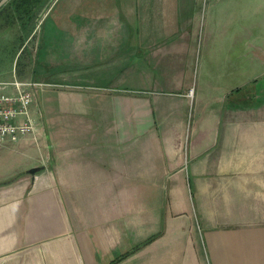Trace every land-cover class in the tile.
I'll use <instances>...</instances> for the list:
<instances>
[{"label": "crops", "instance_id": "0c3cea01", "mask_svg": "<svg viewBox=\"0 0 264 264\" xmlns=\"http://www.w3.org/2000/svg\"><path fill=\"white\" fill-rule=\"evenodd\" d=\"M198 1L95 0L90 31L84 12L66 17L62 36L82 40L54 41L64 64L125 19L123 61L147 74L101 91L50 83L64 112L0 144V264H264V50L245 92L243 80L189 84Z\"/></svg>", "mask_w": 264, "mask_h": 264}, {"label": "rangeland", "instance_id": "374dc122", "mask_svg": "<svg viewBox=\"0 0 264 264\" xmlns=\"http://www.w3.org/2000/svg\"><path fill=\"white\" fill-rule=\"evenodd\" d=\"M47 1L46 7L38 8L40 4H37L34 11H31V2L28 0H10L0 8V81L18 80L35 83L30 90L34 96L37 95L38 107L34 106L33 110L38 117L39 125L36 127H43L45 132L48 127L46 117L64 112L63 105L60 107L55 98L58 94L50 92L54 90L50 88V83H60L64 78L65 81L68 80L67 82H77L83 89L93 86L95 88L90 90L101 91V87L115 85L118 82L127 86L133 82L131 80H138V76L140 78L141 75L147 74L146 71H140L138 65L135 71L129 72L128 63L123 61L129 58L128 42L131 46L132 41L129 37L133 36L132 25H127L125 19L121 20L120 25H116L119 32L115 31L114 21L103 22L105 28L103 33L87 37L83 43L86 50L82 55H71L66 59L67 64H64L62 56H55L59 51L62 54L64 48L61 46L59 50H55L54 41H64L65 44V41L71 40L68 45L78 50L82 38L66 39V34L62 36L63 23L67 16L75 18V21L80 20L78 18L84 12L83 15L88 17L86 24L90 31L94 26L90 15L96 13L95 0H81L79 2L82 6L75 9L66 5L70 0ZM19 5L31 11L27 16L28 26ZM193 6L197 8L195 18L198 19L199 30L193 40L191 49L193 57L188 63L192 74L190 77L188 72L186 77L189 84L194 82L195 85V82L200 80H221L228 84H236L243 80L242 92H245L247 87H254L256 75L259 74L257 58L264 50V0H199ZM111 8L112 5L106 7L104 1L100 3L99 9L103 13L110 12ZM115 49L120 51L118 56H115ZM59 61L63 64L55 66L54 63ZM240 64L247 65V75L240 72ZM150 73L159 80V69ZM41 90H44L43 93ZM57 90L68 89L58 87ZM47 94L51 96L47 102L45 99L42 103V95ZM235 96L240 97L239 94ZM252 101L255 102L254 98ZM58 121V117L54 118L53 124H57ZM52 126L54 128V125ZM43 142L46 143V136ZM16 144L17 142H14L9 145ZM0 158L6 159V155L1 154Z\"/></svg>", "mask_w": 264, "mask_h": 264}, {"label": "built area", "instance_id": "2783aa9c", "mask_svg": "<svg viewBox=\"0 0 264 264\" xmlns=\"http://www.w3.org/2000/svg\"><path fill=\"white\" fill-rule=\"evenodd\" d=\"M33 82H0V144L14 143L31 135L36 124L29 107L34 94L29 91Z\"/></svg>", "mask_w": 264, "mask_h": 264}, {"label": "flooded vegetation", "instance_id": "af4514ba", "mask_svg": "<svg viewBox=\"0 0 264 264\" xmlns=\"http://www.w3.org/2000/svg\"><path fill=\"white\" fill-rule=\"evenodd\" d=\"M10 0H8L7 2H9ZM12 1V0H11ZM28 2H31V6H32V8H30L31 9V11H34V10H36L37 8V4H40V7H38V8H44V7H46L47 6V3H48V1L47 0H41V2H40V0H37V2H36V0H28ZM43 3V4H42ZM20 5H22V4H20ZM19 5V10H21L22 12V15L25 17L24 19H27L26 21H25V24L28 26V22H29V17L27 18V16L30 14V12L31 11H29V10H25L24 9V7H21Z\"/></svg>", "mask_w": 264, "mask_h": 264}, {"label": "water", "instance_id": "95a60500", "mask_svg": "<svg viewBox=\"0 0 264 264\" xmlns=\"http://www.w3.org/2000/svg\"><path fill=\"white\" fill-rule=\"evenodd\" d=\"M8 0H0V8L3 6ZM40 168H31L28 173L35 174L36 171H38Z\"/></svg>", "mask_w": 264, "mask_h": 264}, {"label": "trees", "instance_id": "16d2710c", "mask_svg": "<svg viewBox=\"0 0 264 264\" xmlns=\"http://www.w3.org/2000/svg\"><path fill=\"white\" fill-rule=\"evenodd\" d=\"M149 240H151V239H149ZM149 240H147L146 242H148ZM146 242H145V243H146ZM124 256H125V255H124Z\"/></svg>", "mask_w": 264, "mask_h": 264}]
</instances>
